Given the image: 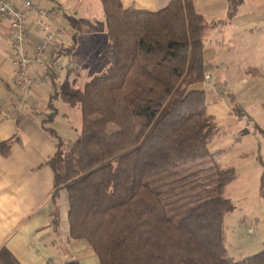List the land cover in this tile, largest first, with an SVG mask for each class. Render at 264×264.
<instances>
[{
	"label": "trees",
	"instance_id": "trees-1",
	"mask_svg": "<svg viewBox=\"0 0 264 264\" xmlns=\"http://www.w3.org/2000/svg\"><path fill=\"white\" fill-rule=\"evenodd\" d=\"M229 2L233 16L240 1ZM100 3L105 33L87 53L89 80L65 93L80 106L83 128L59 139L47 163L55 189L68 193L70 238L87 241L98 264H264V250L235 261L227 248L235 205L225 189L237 174L211 150L219 128L205 91L195 89L205 81V17L194 0L155 12ZM51 227H60L57 209Z\"/></svg>",
	"mask_w": 264,
	"mask_h": 264
},
{
	"label": "crops",
	"instance_id": "crops-1",
	"mask_svg": "<svg viewBox=\"0 0 264 264\" xmlns=\"http://www.w3.org/2000/svg\"><path fill=\"white\" fill-rule=\"evenodd\" d=\"M231 16L229 0H194L205 17V81L195 89L205 91L207 111L219 128L212 151L227 149L242 153L256 146L250 124L263 125L264 117V0H239ZM44 8L58 7L57 24L64 30L60 55L48 53L49 79L31 96L16 88L17 71L12 64L11 22L0 17V264H98L99 258L85 240L70 238L68 193L56 190L54 174L47 165L59 139L72 141L83 128L82 111L65 96L66 91L82 89L87 69L79 54L81 21L95 22L102 14L100 0H38ZM124 8L155 12L171 0H121ZM20 5V4H19ZM78 24L73 28L65 16ZM98 16V18H97ZM76 39V42H75ZM42 40L40 27L31 24L29 52ZM207 77H209L207 79ZM232 97L246 115L239 118ZM248 124L246 134L238 126ZM246 137V138H244ZM6 152V153H5ZM56 194L57 201L53 197ZM60 215V227H51L52 214Z\"/></svg>",
	"mask_w": 264,
	"mask_h": 264
},
{
	"label": "rangeland",
	"instance_id": "rangeland-1",
	"mask_svg": "<svg viewBox=\"0 0 264 264\" xmlns=\"http://www.w3.org/2000/svg\"><path fill=\"white\" fill-rule=\"evenodd\" d=\"M80 26L84 33L79 39L82 43L78 52L84 66L93 67L94 61L87 56V53L94 51L104 37L103 14L100 13L99 19L93 23L81 21ZM92 56L97 60L100 58L94 52ZM86 69L88 74L90 70L88 67ZM82 77L79 82L85 84L86 80L84 76ZM259 121L263 125H258L260 127L258 130L253 124L248 125L246 121H243V126H238L239 132L243 135L247 132V125L251 133L255 132L256 146L247 147L243 151L245 155L227 149L221 161L224 167H233L237 174V179L225 189V196L235 205V210L225 219L227 248L230 258L235 261L264 250V117L261 116Z\"/></svg>",
	"mask_w": 264,
	"mask_h": 264
},
{
	"label": "built area",
	"instance_id": "built-area-1",
	"mask_svg": "<svg viewBox=\"0 0 264 264\" xmlns=\"http://www.w3.org/2000/svg\"><path fill=\"white\" fill-rule=\"evenodd\" d=\"M0 17L11 22L12 64L18 74L16 88L25 96H31L49 79L46 68L49 51H58L63 45L66 33L56 27L57 10L42 7L38 0H0ZM31 24L39 25L42 35L32 53L29 52Z\"/></svg>",
	"mask_w": 264,
	"mask_h": 264
}]
</instances>
